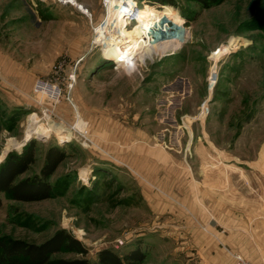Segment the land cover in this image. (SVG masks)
Returning a JSON list of instances; mask_svg holds the SVG:
<instances>
[{
	"label": "rangeland",
	"instance_id": "1",
	"mask_svg": "<svg viewBox=\"0 0 264 264\" xmlns=\"http://www.w3.org/2000/svg\"><path fill=\"white\" fill-rule=\"evenodd\" d=\"M76 1L87 13L56 0H0V163L34 141L28 176L51 147L67 152L51 178L61 195L31 203L0 196V237L41 244L66 230L90 261L106 248L121 256L140 248L142 264H196L187 230L221 244L215 231L229 222L196 213L191 199L202 189L213 210L217 195H264V0L209 8L137 0L176 13L188 33L163 40L145 64L132 45L108 51L107 38L99 41L115 17L103 0ZM33 115L70 138L51 131L27 139Z\"/></svg>",
	"mask_w": 264,
	"mask_h": 264
},
{
	"label": "trees",
	"instance_id": "2",
	"mask_svg": "<svg viewBox=\"0 0 264 264\" xmlns=\"http://www.w3.org/2000/svg\"><path fill=\"white\" fill-rule=\"evenodd\" d=\"M203 8H209L216 0H197ZM1 133V129H0ZM35 142H30L19 153L10 152L0 163V196L16 202H41L58 195L59 185L51 182V178L67 157V152L53 146L44 156L38 172L27 175L37 162ZM2 199L0 197V209ZM81 255V259H58L54 256L62 253ZM88 249L66 230L58 231L47 241L33 244L23 240L0 237V264H142L145 253L134 249L121 256L115 250L106 248L98 253L97 260L86 258Z\"/></svg>",
	"mask_w": 264,
	"mask_h": 264
},
{
	"label": "crops",
	"instance_id": "3",
	"mask_svg": "<svg viewBox=\"0 0 264 264\" xmlns=\"http://www.w3.org/2000/svg\"><path fill=\"white\" fill-rule=\"evenodd\" d=\"M187 183L193 182L188 180ZM203 186L205 187V184ZM196 198L191 199L192 210L196 213L200 212L199 214H203L204 217V214L207 216L206 210L209 213L211 211L215 221L219 215L223 222H229L222 232L215 231L221 244L198 229L187 230L185 248L197 252L196 264H234L232 256L226 253L228 250L234 254H247L246 258L253 264H264V242H258L264 236V195L241 197L217 195L213 197V210L205 206L204 190L201 189ZM195 201L204 206V211L195 204ZM222 221L219 220L220 224ZM243 235L249 236L246 237L247 245L239 242L240 236Z\"/></svg>",
	"mask_w": 264,
	"mask_h": 264
},
{
	"label": "bare ground",
	"instance_id": "4",
	"mask_svg": "<svg viewBox=\"0 0 264 264\" xmlns=\"http://www.w3.org/2000/svg\"><path fill=\"white\" fill-rule=\"evenodd\" d=\"M119 2V0L109 1V13L115 11V17H111L110 23H107V25L104 23L106 27L98 31L101 44L104 45V40L107 38L109 42L108 51H115L120 46L130 44L136 49L138 60L145 64L147 60L154 59V55L159 53V45H161L160 43L163 40L175 41L188 37V33L179 30L180 19L176 13L161 11L153 6L140 7L137 0L124 1L122 3L123 6L120 7L122 10L119 11L117 9ZM83 10L84 12L87 11L85 7H83ZM125 15L128 18L125 19ZM130 17L132 23L128 20ZM114 24L116 25L113 27ZM110 27V31L107 30ZM107 31L111 35L105 36ZM36 117L35 115L32 116L34 122L31 125L34 123L36 125L28 131L27 139L36 135H49L51 131H55L61 141H66L70 138V133L62 135L64 131L62 126L51 123L47 125L39 123L40 121ZM84 124V122L79 121L77 128L81 129ZM13 145L17 144L14 142ZM9 147L5 150L7 151ZM82 174H85V172L83 171Z\"/></svg>",
	"mask_w": 264,
	"mask_h": 264
},
{
	"label": "built area",
	"instance_id": "5",
	"mask_svg": "<svg viewBox=\"0 0 264 264\" xmlns=\"http://www.w3.org/2000/svg\"><path fill=\"white\" fill-rule=\"evenodd\" d=\"M56 1H57V3H59L61 5H71L73 7H76L79 11H81L83 13H86L83 10V7L84 6L81 5V4H77L78 2L76 0H56ZM109 1H111V0H103V5H104V8L106 9V11L108 12V16L110 15V13H109V6H108L109 5ZM119 1L120 2L118 4V6H117V9H119V11H120V10H122V8L120 9V7L123 6L122 3L124 1H127V0H119ZM131 17L128 20L132 23ZM126 18H128L127 15H125V19ZM71 79H74V78H71ZM52 94H53V97H54V94L57 95L58 94V91H55V92L53 91ZM235 260H236L235 264H251L250 262H248L247 260H245L240 255H235Z\"/></svg>",
	"mask_w": 264,
	"mask_h": 264
}]
</instances>
